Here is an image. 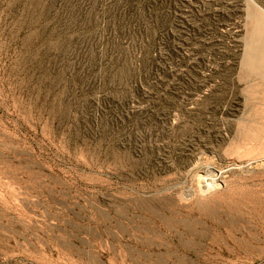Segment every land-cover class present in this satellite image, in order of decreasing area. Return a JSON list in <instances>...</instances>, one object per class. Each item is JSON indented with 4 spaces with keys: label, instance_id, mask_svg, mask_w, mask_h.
Returning a JSON list of instances; mask_svg holds the SVG:
<instances>
[{
    "label": "rangeland",
    "instance_id": "rangeland-1",
    "mask_svg": "<svg viewBox=\"0 0 264 264\" xmlns=\"http://www.w3.org/2000/svg\"><path fill=\"white\" fill-rule=\"evenodd\" d=\"M0 264H264V0H0Z\"/></svg>",
    "mask_w": 264,
    "mask_h": 264
},
{
    "label": "bare ground",
    "instance_id": "bare-ground-1",
    "mask_svg": "<svg viewBox=\"0 0 264 264\" xmlns=\"http://www.w3.org/2000/svg\"><path fill=\"white\" fill-rule=\"evenodd\" d=\"M216 186H217V179L211 177V178L204 179V187L202 189L209 191V190L215 189ZM205 190H203V191H205Z\"/></svg>",
    "mask_w": 264,
    "mask_h": 264
}]
</instances>
